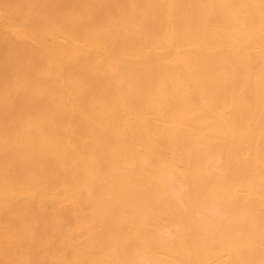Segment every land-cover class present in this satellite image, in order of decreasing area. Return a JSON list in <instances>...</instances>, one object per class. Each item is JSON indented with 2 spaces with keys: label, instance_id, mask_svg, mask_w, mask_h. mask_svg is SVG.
<instances>
[{
  "label": "bare ground",
  "instance_id": "bare-ground-1",
  "mask_svg": "<svg viewBox=\"0 0 264 264\" xmlns=\"http://www.w3.org/2000/svg\"><path fill=\"white\" fill-rule=\"evenodd\" d=\"M0 264H264V0H0Z\"/></svg>",
  "mask_w": 264,
  "mask_h": 264
},
{
  "label": "clouds",
  "instance_id": "clouds-1",
  "mask_svg": "<svg viewBox=\"0 0 264 264\" xmlns=\"http://www.w3.org/2000/svg\"><path fill=\"white\" fill-rule=\"evenodd\" d=\"M167 195H169L173 199H179L181 193L178 191H175L172 187H170L169 191L167 192ZM208 215L211 219L216 220V219L222 218L224 213H223V210L219 208L218 206H212L209 210Z\"/></svg>",
  "mask_w": 264,
  "mask_h": 264
}]
</instances>
